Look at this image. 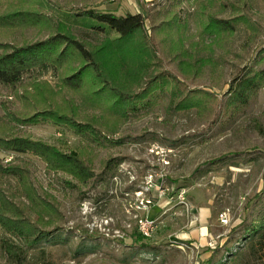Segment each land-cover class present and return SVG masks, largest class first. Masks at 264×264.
I'll return each mask as SVG.
<instances>
[{"label":"rangeland","instance_id":"374dc122","mask_svg":"<svg viewBox=\"0 0 264 264\" xmlns=\"http://www.w3.org/2000/svg\"><path fill=\"white\" fill-rule=\"evenodd\" d=\"M85 9L141 13L149 32L174 19L179 28L160 36L162 68L178 73L184 59L178 47L192 50V43L200 42V54L194 55L207 63L187 85L216 93L221 102L244 67L264 69V60L255 62L264 49V0H0V43L5 46L0 55L46 40L60 21L80 40L100 43L106 34L81 21L94 20L77 14ZM241 15L254 26L235 21V34L225 32L220 39L204 32L210 16ZM35 77L57 85L52 72L39 67L26 73L16 88L0 85V118L11 122L15 135L66 152L84 150L95 177L81 183L50 171L32 153L0 148V165L27 168L39 196L61 213L57 222L43 226L50 235L34 246L0 218V264H264L263 252L253 246L260 234L254 228L264 221V87L239 110L219 107L213 118L196 108L176 111L171 95L163 93L153 107L132 114L117 129L106 122L100 108L66 89L59 102L72 100L82 119L103 122V133L94 136L51 121L22 124L9 119L10 113L34 112L19 96L31 89ZM3 197L23 209V217L37 221L39 208L32 206L18 178L0 170V214L15 217L14 211L5 210L9 205ZM206 207L217 224L211 226L215 239L195 244L188 235L200 226L197 217ZM227 210L230 222L224 225L219 215ZM143 217L157 225L148 238H140L138 220Z\"/></svg>","mask_w":264,"mask_h":264},{"label":"trees","instance_id":"16d2710c","mask_svg":"<svg viewBox=\"0 0 264 264\" xmlns=\"http://www.w3.org/2000/svg\"><path fill=\"white\" fill-rule=\"evenodd\" d=\"M77 14L94 20L81 21L91 29L106 34L100 43L80 40L66 22L60 21L54 25V33L46 40L13 47L11 51H4L0 55V85L16 88L22 84L24 75L37 67L41 71H51L58 79L54 87L49 81H40L35 77L30 84L31 89H26L23 96H19L34 112L22 116L10 113L7 114L9 119L22 124L51 121L56 125L68 126L78 134L99 136L103 133V122L94 118L82 119L78 105L72 100H57L66 89L80 94L90 106L100 108L106 122L117 129L132 114L153 107L163 93L171 95L174 110L196 108L199 113L213 118L219 107L232 112L239 110L264 87V69L256 70L253 65H247L231 81L228 97L223 102L216 93L206 89H189L187 82L200 75L207 59L194 55L200 54V42L192 43V50H189L178 47L174 39L175 48L181 50L178 56L184 59L179 62L178 73L162 68L159 45L164 43V39H160V36L167 29L174 33L172 29L179 28L174 19L153 26L149 32L146 19L141 13L116 15L109 11L85 9ZM235 21H244L254 26L247 15L233 19L210 16L204 25V32L219 39L225 32L235 34ZM3 48L5 46L0 43V49ZM260 54L256 63L264 60V49ZM12 127L9 120L0 118V148L32 153L44 160L50 171L66 173L81 183H87L95 177L94 168L84 158V150L66 152L57 145L15 135ZM111 162L108 161V168ZM0 170L18 178L32 206L39 208L37 221H31L23 217V209L3 197L4 204L9 205L5 210L14 211L15 217H8L4 212L0 214L1 221L9 230L17 231L25 238L27 244L37 245L50 235L42 229L43 226L57 222L61 213L39 196L27 168L9 164L0 165ZM45 213L49 219H45ZM254 231L260 234L258 242L253 246H258L264 255V221ZM140 238L145 237L140 233Z\"/></svg>","mask_w":264,"mask_h":264},{"label":"crops","instance_id":"0c3cea01","mask_svg":"<svg viewBox=\"0 0 264 264\" xmlns=\"http://www.w3.org/2000/svg\"><path fill=\"white\" fill-rule=\"evenodd\" d=\"M212 218V211L209 207L203 208L199 212V216L197 219L201 221L200 226L194 229L192 232L189 233L188 236L195 240V244L206 245L211 243L210 241H214V235L211 234V226H216V223H213ZM211 219V220H210ZM220 239L223 237L221 235H217Z\"/></svg>","mask_w":264,"mask_h":264},{"label":"built area","instance_id":"2783aa9c","mask_svg":"<svg viewBox=\"0 0 264 264\" xmlns=\"http://www.w3.org/2000/svg\"><path fill=\"white\" fill-rule=\"evenodd\" d=\"M182 200L184 201V197H182ZM219 220L221 224H224V225L229 224L230 222L229 211L227 210V211L220 213ZM156 226H157L156 221L152 218L143 217L138 220L139 231L144 237H147V238L151 237Z\"/></svg>","mask_w":264,"mask_h":264}]
</instances>
